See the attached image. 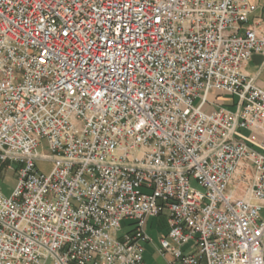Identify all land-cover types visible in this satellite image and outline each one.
<instances>
[{
  "label": "built area",
  "instance_id": "1",
  "mask_svg": "<svg viewBox=\"0 0 264 264\" xmlns=\"http://www.w3.org/2000/svg\"><path fill=\"white\" fill-rule=\"evenodd\" d=\"M257 8L0 0V264H264Z\"/></svg>",
  "mask_w": 264,
  "mask_h": 264
},
{
  "label": "rangeland",
  "instance_id": "2",
  "mask_svg": "<svg viewBox=\"0 0 264 264\" xmlns=\"http://www.w3.org/2000/svg\"><path fill=\"white\" fill-rule=\"evenodd\" d=\"M200 101L195 100V104L198 105ZM46 140L43 141V147L41 146L39 149L41 151H45V153H49L50 151L46 148ZM45 173H48L52 167L50 162H43L40 164ZM15 172L14 171H3L0 173V187L4 190L6 194H10L11 190L15 186ZM245 186L242 188V192L244 191ZM131 221H123L122 226L126 229ZM167 228V220L164 215L158 217H151L146 223V230L149 232L154 242L152 244H147L146 252H145V260L146 264H156L162 263V258L158 256L156 253L155 245L158 244L159 235L164 233Z\"/></svg>",
  "mask_w": 264,
  "mask_h": 264
},
{
  "label": "crops",
  "instance_id": "3",
  "mask_svg": "<svg viewBox=\"0 0 264 264\" xmlns=\"http://www.w3.org/2000/svg\"><path fill=\"white\" fill-rule=\"evenodd\" d=\"M256 1L258 4V8L251 15V17H250L251 22L257 21L259 19L264 21V0H256ZM262 28L264 29V24L262 25ZM246 71L248 72L249 75L254 76L258 85L264 89V57L260 54H254L252 56V58L250 59V61L246 65ZM168 231H169V226L167 223V228H166L164 233H161L159 235V239L162 236L167 235ZM150 237H151V235H150ZM153 242H154V240L152 238V241L148 244H152ZM146 247H147V245H146ZM146 247H145V252H146ZM185 248H189V246H186ZM158 256H159V254H158ZM156 264H166V261L162 258V263L157 262Z\"/></svg>",
  "mask_w": 264,
  "mask_h": 264
}]
</instances>
